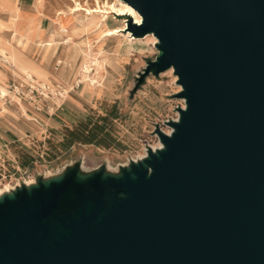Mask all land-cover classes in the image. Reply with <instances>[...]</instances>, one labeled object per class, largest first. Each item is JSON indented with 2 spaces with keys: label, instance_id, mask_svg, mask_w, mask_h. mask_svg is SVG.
Here are the masks:
<instances>
[{
  "label": "water",
  "instance_id": "water-1",
  "mask_svg": "<svg viewBox=\"0 0 264 264\" xmlns=\"http://www.w3.org/2000/svg\"><path fill=\"white\" fill-rule=\"evenodd\" d=\"M180 86L160 147L0 196V264H264V0H121Z\"/></svg>",
  "mask_w": 264,
  "mask_h": 264
},
{
  "label": "rangeland",
  "instance_id": "rangeland-1",
  "mask_svg": "<svg viewBox=\"0 0 264 264\" xmlns=\"http://www.w3.org/2000/svg\"><path fill=\"white\" fill-rule=\"evenodd\" d=\"M75 4L83 9L72 12ZM113 5L114 0H0V91L18 84L24 91L21 97L7 94L3 105L0 100L5 109L0 128L8 135L13 126L22 129L21 139L0 140V189L72 167L86 174L108 166L115 174L156 145L155 128L168 131L164 122L177 117L183 99L177 97L176 76L170 68L138 79L145 62L157 54L154 39L145 34L128 42L134 16L118 14ZM113 27L115 35H101L100 29ZM22 33L28 41L21 40ZM85 54L101 63V68L89 67L88 76L97 81L90 87L83 82ZM86 123L104 124L91 143L82 141L79 125Z\"/></svg>",
  "mask_w": 264,
  "mask_h": 264
},
{
  "label": "bare ground",
  "instance_id": "bare-ground-1",
  "mask_svg": "<svg viewBox=\"0 0 264 264\" xmlns=\"http://www.w3.org/2000/svg\"><path fill=\"white\" fill-rule=\"evenodd\" d=\"M115 1V5H113V6H111V9H113L114 11H116L118 14H120V15H123V14H128V15H130V14H132L133 16H134V23H136V24H139L140 23V21H141V18H140V16L130 7V6H128L127 4H125L124 2H122L121 0H114ZM75 8L73 9V11L72 12H75V11H79V10H81V9H83V7L80 5V4H75V6H74ZM97 9H99V10H101L100 8H97ZM85 11H87L88 12V14H92L93 12H95V10H90V9H85ZM91 18H92V16H91ZM133 19V18H132ZM101 26V25H100ZM120 27H125V25L124 24H122ZM117 32V30H116V28L115 27H113V28H106L104 31H102L101 29H100V33H101V35L105 38H107V37H110V36H113V35H115V33ZM37 34V33H36ZM150 34H148V35H146V36H144L145 38L147 37V36H149ZM35 37H37V35H34ZM39 36V35H38ZM151 36V35H150ZM128 38H131L132 37V35H130V36H127ZM144 37H143V39H144ZM153 39H154V43H155V38L153 37V36H151ZM20 38H21V40H26V41H28L29 40V36H28V34H26V33H22L21 34V36H20ZM133 38V37H132ZM132 40H138V39H129L128 40V42H131ZM49 45V42H47V44H44L43 42H41V46H43V47H47ZM0 48H1V46H0ZM83 60H84V63H83V69H84V71H85V75H84V77H83V82H85V81H88L89 82V87L90 86H93L95 83H97V81L94 79L95 77H92V78H90V76H88L89 75V67H91V65H95L96 66V68L98 69V68H101V63L97 60V59H95V58H92V57H90V55L89 54H85L84 55V58H83ZM96 69V70H97ZM169 71H171V69L169 68V69H167V72H169ZM172 73V72H171ZM97 73H95V75H96ZM25 76V78L27 79V80H29V81H35L34 79H31V77H27L26 75H24ZM89 79V80H88ZM41 87H44L45 85H41V83H38ZM2 90V89H1ZM5 94V93H4ZM1 91H0V95L2 96V95H4ZM18 100V99H17ZM1 109H0V112H1V110L2 111H4L5 109L4 108H2V107H0ZM181 108H183V105H182V107ZM176 116H177V114H176ZM176 119V117L174 118V119H172V120H175ZM168 131H164V130H162V132L163 133H165V134H168L169 133V131H170V127H168V129H167ZM160 147V143L159 142H157L156 143V145H154V146H151V148H150V150H154V149H156V148H159ZM145 156V150L140 154V155H136L134 158H132L131 160H130V162L131 161H137V160H139V159H141V158H143ZM129 163V162H128ZM128 163L127 164H125V165H120V167H124V166H127L128 165ZM124 164V163H123ZM86 168V167H85ZM79 169L82 171V172H85L83 169V167H82V165L79 167ZM107 169H109V167L107 166ZM105 170V172H108V173H111V171H109V170ZM59 174V173H58ZM57 174V175H58ZM53 176H56V175H51V174H49V173H47L46 175H45V177L43 178V179H47V178H50V177H53ZM20 184H22L23 186H29V185H31V184H34V181L33 180H25V181H23L22 183H20ZM20 184H17V185H15V187H17V186H19ZM14 186V185H13ZM14 189V187H9V185H5L3 188H1L0 189V196L1 195H4V194H9L12 190Z\"/></svg>",
  "mask_w": 264,
  "mask_h": 264
},
{
  "label": "trees",
  "instance_id": "trees-1",
  "mask_svg": "<svg viewBox=\"0 0 264 264\" xmlns=\"http://www.w3.org/2000/svg\"><path fill=\"white\" fill-rule=\"evenodd\" d=\"M104 120H105L104 116L99 118V121H104ZM88 124L89 123L79 125L82 129L81 131L85 133L84 134L85 136H83L84 138L82 140L84 143H91L95 139L96 135L101 134L104 130V124H99V125L97 123L90 125ZM73 135L74 133L72 131H69V136H73Z\"/></svg>",
  "mask_w": 264,
  "mask_h": 264
},
{
  "label": "crops",
  "instance_id": "crops-1",
  "mask_svg": "<svg viewBox=\"0 0 264 264\" xmlns=\"http://www.w3.org/2000/svg\"><path fill=\"white\" fill-rule=\"evenodd\" d=\"M2 117H4V116L2 115L0 118H2ZM0 129L2 131L1 132L2 134L0 133V140L3 143L5 142L6 144H8V142H14V141L21 139L20 135H21L22 129L20 127L13 126V131L10 130L11 131L10 135H8L4 129H2V128H0Z\"/></svg>",
  "mask_w": 264,
  "mask_h": 264
},
{
  "label": "built area",
  "instance_id": "built-area-1",
  "mask_svg": "<svg viewBox=\"0 0 264 264\" xmlns=\"http://www.w3.org/2000/svg\"><path fill=\"white\" fill-rule=\"evenodd\" d=\"M22 88L23 87H22L21 84L8 87L7 90L5 91V94L2 95V96L0 95V100H2V105L6 102V99L8 98L7 94H11L14 97H16V96L17 97L23 96L24 95V91H23ZM25 90H26V88H25ZM28 91H29V93H31L32 92L31 88Z\"/></svg>",
  "mask_w": 264,
  "mask_h": 264
}]
</instances>
